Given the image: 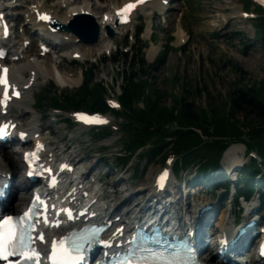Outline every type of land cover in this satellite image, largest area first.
Listing matches in <instances>:
<instances>
[{"label": "rangeland", "instance_id": "1", "mask_svg": "<svg viewBox=\"0 0 264 264\" xmlns=\"http://www.w3.org/2000/svg\"><path fill=\"white\" fill-rule=\"evenodd\" d=\"M65 0H23L22 5L31 3L43 4V8L51 9L55 15L60 17L64 15L67 8H62L65 5ZM74 4L88 3L90 7H93L92 12H98L99 17L101 13L112 11L115 5L121 4L123 0H69ZM246 0H169V5L164 12H155L152 16L153 30L150 35H147V26L150 21L149 12L151 9H145L136 15L134 21L126 26L118 29V33H115L114 38L107 37L110 41L109 48L105 49V44L102 45H78V50L87 49L90 47V51L81 57L78 61L70 60L62 55H66V52L71 53L75 48L70 42H63L58 46L59 51L56 54L48 55L44 61L47 66L52 68L53 71L60 69L66 76L76 80V84L71 87L61 88L56 83L55 79L45 80L40 78L36 84L32 87L30 93L31 103L34 108L30 111L29 115L21 113V123L26 125L28 120L39 118L43 116L41 123L46 127L45 134L48 135L47 127L50 128L52 134L50 141L55 145V150L58 154L77 156L79 165L84 166L89 171V178L100 177L102 182L107 183V191L115 192L118 190V196H130V192L139 190H146L153 182L154 175L163 167L158 161H141V159L131 160L126 165H118L116 157L124 155V145H114L112 148H107L106 144L108 139H102L97 135L95 129H85L81 126L73 124L72 122H61L64 120H70L72 111L63 113L58 111H51L49 109V103L46 106H39V98L45 94L46 89L51 88V84L57 89V95L60 93V97L64 98L67 94L76 91L84 80V73L94 65L96 71V81H102L105 83L109 96H117L121 94V88L124 85L122 75L130 70V62L127 61L124 55H120L116 59H112L115 55L114 50L124 48L126 50L136 51L138 46L136 42V28L144 23V33L141 35L142 42L145 44L144 55L148 64H152L155 61L156 55L165 50L168 44L173 45V49L169 53L168 62L163 69L159 72H152V82L158 87L165 88L172 96H184L187 95L194 98L196 105L203 107H211L210 105H218L223 109L229 108L228 99L230 92L236 87L237 83H241L242 76L245 75L246 79L240 84L246 85L252 83V81H259L264 79V46L261 43H254L249 47H246L248 39H254L255 33L252 26L251 17L252 12L249 15L243 13L244 3ZM254 1V0H253ZM100 7V8H99ZM20 10L26 12V7H21ZM98 10V11H97ZM253 10L251 7L250 11ZM13 14L12 19L16 22H22L21 25L16 27L14 39L16 49L19 48L21 40L26 36H30L33 43L30 46V51L25 56H37L36 51L38 44L35 42L39 35L33 32L32 24H25V16L23 12L11 11ZM255 12V11H254ZM253 12V13H254ZM22 14V15H21ZM149 16V17H148ZM98 22L100 18H97ZM142 21V22H141ZM147 22V23H146ZM181 24L186 36L184 40H181L180 36H177V30ZM146 26V27H145ZM236 33H241L239 34ZM180 39V40H179ZM156 44L157 52L155 57L150 59L149 47L153 42ZM104 45V48H103ZM102 48H98V47ZM93 48V49H92ZM110 52V53H109ZM109 53V55H108ZM131 56V55H130ZM68 57V56H66ZM130 58V57H129ZM138 60V59H137ZM237 67L242 68V72L237 70ZM244 72V73H243ZM28 73L26 74V76ZM49 79V78H48ZM81 80V81H80ZM188 88V90H187ZM33 96V97H32ZM168 105H172V101L168 99ZM15 105V104H14ZM12 113L17 114L16 106L12 108ZM58 115V116H57ZM49 116L48 118H44ZM24 117V118H23ZM61 117V121L54 125V119ZM242 119V116H238ZM109 122L114 125H119L120 120L112 118ZM253 123H258L254 121ZM243 132H247V128L242 129ZM115 137H118L116 134ZM18 147L15 144H5L0 146V158L7 161L12 170L14 171V186L10 199H8L7 205L17 204L23 206L28 202L31 191H26L19 198V189H17V183L22 186L28 187L29 185L23 180L24 172L22 171L21 154L16 152ZM241 151V150H240ZM7 153L8 155L4 154ZM237 152L231 151L229 157L235 156ZM228 156V155H227ZM7 157V158H6ZM228 160V157H226ZM234 159V158H233ZM225 160V161H227ZM106 162L112 165L109 169L106 167ZM238 162V160H237ZM236 162V163H237ZM253 167H256L253 166ZM84 168V169H85ZM251 167H247L249 169ZM85 169V170H86ZM195 170L190 169L183 171L179 174V180L181 178L187 181L193 178ZM252 177V176H251ZM131 183V184H130ZM196 183V182H195ZM204 182L196 183L195 190L199 189V195H190L187 199V204L191 203L195 205L198 202L207 201L205 194H201ZM105 191V190H104ZM108 191V194H109ZM18 197L15 199V195ZM136 194L134 196H136ZM115 196V195H114ZM146 197V194H141L140 197H134L131 203L138 202L141 197ZM203 196V199L201 197ZM24 197V198H23ZM258 198V195L256 196ZM212 198V197H210ZM18 199V200H17ZM20 199V200H19ZM218 200V199H217ZM129 201V200H128ZM127 201V202H128ZM184 199L181 196V203L179 207L184 206ZM220 205H226L222 211V216L228 217L230 213V196L225 200L224 197L218 202ZM186 205V203H185ZM190 205V206H191ZM187 206V205H186ZM184 206V208L186 207ZM233 211H238L232 205ZM19 211V209L17 210ZM221 216V217H222ZM213 217L208 218L213 220ZM214 231V227L211 226L210 233ZM209 251H215L208 244L203 255L204 257L209 254ZM213 255V260H219L217 253H210ZM253 263V261H251Z\"/></svg>", "mask_w": 264, "mask_h": 264}, {"label": "trees", "instance_id": "2", "mask_svg": "<svg viewBox=\"0 0 264 264\" xmlns=\"http://www.w3.org/2000/svg\"><path fill=\"white\" fill-rule=\"evenodd\" d=\"M244 7L249 9L251 0H246ZM253 27L254 39H248L246 47L254 46V43L258 42L264 46V15L253 22ZM171 50L167 45L152 64L146 62L141 49L130 59L125 55L130 62V70L122 75L124 85L119 97L122 112L117 115L125 119L127 150L132 155L137 149L151 143V149L145 150V153L148 160L153 161L160 157L165 158L168 154L166 150L170 148L174 153L182 155L175 167L177 173L194 168L198 174L210 178L213 176L212 172L217 171L227 144L233 140L243 141L249 148L256 147L263 158L261 168L256 161H252L251 165L247 166L251 168L246 167L242 172V185L237 187V192L249 197L261 189L255 188L253 184L255 175L263 172L264 177V79L240 86L246 79L243 75L241 83H237L230 92L228 110L218 105L199 106L194 98L187 95L172 96L165 88L152 82V72H159L165 67ZM237 70L243 71L241 67H237ZM87 74L81 87L64 97L66 106L53 97L52 93H56L53 87L42 95L39 105L51 103V107L61 109L109 111L105 99L108 92L105 83L95 80V68L91 67ZM168 99L172 101V105L167 104ZM139 102H143V108L137 106ZM255 120L258 123H253ZM174 123L177 128L168 127ZM243 128L248 129L247 133L244 134ZM109 133L110 131L106 130L97 132V135L104 138ZM203 137L208 139L204 140ZM131 155L119 157V162H128ZM255 165L256 167H253ZM217 187V184L209 186V190L214 191ZM260 192L264 195L262 190Z\"/></svg>", "mask_w": 264, "mask_h": 264}, {"label": "bare ground", "instance_id": "3", "mask_svg": "<svg viewBox=\"0 0 264 264\" xmlns=\"http://www.w3.org/2000/svg\"><path fill=\"white\" fill-rule=\"evenodd\" d=\"M17 1H19V0H17ZM67 0H65V2H66ZM76 1V0H75ZM127 1H133V0H123L122 2H121V4H119V5H115V9H117V8H119L121 5H123L125 2H127ZM19 4V3H18ZM18 4H16V5H18ZM66 4H67V6H66V8H68L67 9V11L65 12L64 11V15H63V17H62V15H60V20H61V22L62 23H66L69 19H70V17L73 15V14H75V13H81V12H89L90 14H92L94 17H96V19L97 18H100V21H99V24H100V26H101V28H102V35H101V37H100V40H99V42L97 43V44H95V45H102V44H105V49H108L109 48V44H110V41H108L107 40V37H109V36H107L106 35V32L104 31L105 30V28L107 27V26H111V27H113V24H114V21H115V13H114V11H115V9H114V11L113 12H111V11H108V12H103V13H101V17H99V16H97L98 15V12L96 13L95 12V14L92 12V10H93V7H90L89 6V4L88 3H79L78 5L77 4H74V3H72V2H66ZM40 5V4H39ZM38 7H40V6H38L37 5V8ZM151 8V9H153L152 11H150V21H149V23H148V26H147V35H149V36H151L150 34L152 33V30H153V21H152V16L154 15V10L155 9H157L159 12H163L164 10H165V6H164V4H163V0H151V1H148V2H146V4L141 8V9H144V8ZM100 8V7H99ZM27 14H26V16H27V19L30 21V23H32V24H34L35 26H40V27H38L39 29H41V30H45L46 29V27H45V25H43L44 24V22H42L41 20H38L37 19V15H36V11H35V8L33 9V6L32 5H27ZM0 11H4V10H2V9H0ZM98 11V10H97ZM50 12V11H49ZM51 13V12H50ZM5 14L6 15H8L9 14V11H5ZM10 15V14H9ZM105 16H108V19H105ZM54 17V16H53ZM56 18V17H55ZM145 29V30H146ZM183 28H182V26H181V24H179V28H178V30H177V36L179 35L180 36V38H181V40L182 39H184L185 38V36H186V33L184 34V32H183ZM179 36H178V38H179ZM60 39H61V42H64L65 40H67V39H69L70 40V42H72V45L73 46H75V48H77L76 46H78V45H75V43H76V37L75 36H73V35H71V34H67V33H61L60 34ZM180 40V39H179ZM25 41H27V39H23L22 40V42H21V48L24 46V42ZM94 46V45H93ZM97 46V47H98ZM90 47H88L87 49H85V50H83L82 48H81V50H77V49H75L74 51H72V53L70 54L71 56H73L76 52H79V53H81L82 55H85L87 52H89L90 51V49H89ZM98 48H102V47H98ZM103 48H104V45H103ZM93 49V48H92ZM30 50V48H29V46H28V48L25 50V51H22V52H19V51H16L14 54H12V57H15V56H22L24 53H28V51ZM157 47H156V44H153L152 46H150V48H149V54L148 55H150V59L151 58H153V56L155 57V54L156 53H158L157 52ZM38 52L37 53H39L40 54V47L38 48V50H37ZM68 54V53H67ZM37 55V54H36ZM48 55H50V53L48 54ZM47 55V56H48ZM69 55V54H68ZM86 56V55H85ZM28 58H25V59H23V61L22 60H20V62H15V61H10V66H11V73H12V78H13V80L16 82V83H18V84H20L22 87H23V90H24V93H23V96H22V98H21V100L20 101H17L18 103H17V106H16V108L18 109V113H24L25 111L27 112V111H30V109H32L33 108V106H32V103H31V98H30V93H31V87H30V81H33L34 83L35 82H37V80L39 79V78H43V79H50V78H54L55 79V81H56V83L61 87V88H66V87H71V86H73V85H75L76 84V80H74V79H72V78H70V77H68V76H66L63 72H60L59 70L60 69H56V71H53L52 70V68H50V67H48L47 66V64H46V62L44 61L45 59H44V57L42 58V59H40V57L41 56H37V57H29V56H27ZM4 62H7L6 60L4 61ZM0 63H3L2 61H0ZM26 73H29V76H28V78H26L25 77V74ZM5 119V120H12V122H17V123H19V124H21L20 123V121H19V119H20V116L18 115V114H14V115H12V114H6V115H1V112H0V121L2 120V119ZM40 119H41V117H40ZM38 122H39V118H34V119H32V120H28V123L26 124V125H24L23 126V130H25V131H30V130H34V132H33V134H35V133H37V132H40V129H41V125H39L38 124ZM41 137H42V139H45L46 141H48V136H46L45 134H41ZM10 142H12V141H10ZM10 142H6V143H10ZM0 145H1V147H3V145H5L4 143H0ZM48 147H49V152H52L54 149H53V145H51L50 143H48ZM243 150V146L242 145H238V146H233V147H231V149L228 151V153L225 155V160H227L226 159V157H228V160L231 158V160H230V162L232 163V164H238V162H237V158H236V156H231V157H229V155H230V152L231 151H235V152H237V153H239V152H241V151ZM1 152V151H0ZM17 152V151H16ZM4 154H6V155H8L7 153H4ZM228 155V156H227ZM9 156V155H8ZM77 156L75 155L72 159H71V161H70V163L71 164H74V165H77L78 167H77V169H79V172H80V174H81V176L83 177V176H85V178H84V181H83V183H82V185L84 186V187H87L88 185H95V189H96V192L97 193H101V194H103L104 196H107L108 195V192L104 189V188H102V187H98L97 186V183H96V181L94 182L92 179H90L89 177H88V175H86V174H88V172L89 171H87V169L83 166H80L79 165V161H78V159L76 158ZM7 158V157H6ZM234 158V159H233ZM227 160V161H228ZM237 162V163H236ZM0 165L2 166V170L3 171H6V173H11V174H13L14 175V171L12 170V168L10 167V165L7 163V161H5V160H3L2 158H0ZM86 170H85V169ZM13 180H14V177H13ZM14 183V182H13ZM17 189H19L20 191H19V198H20V196L22 195V194H25V192L27 191H29V190H31L30 189V187L28 186V187H25V186H22V184H18L17 183ZM176 190H174V193L175 194H177L178 193V189L177 188H175ZM105 190V191H104ZM139 190H134V191H131L130 192V196H124V197H119L118 196V192L115 194V196H111V195H109V197H108V199H110V200H107V202L105 201V199H101L100 200V203H101V205H104L105 203H106V205H107V207H106V211H111V209L112 208H114L115 207V205H117L116 206V208H114V210L113 211H118L119 210V212H117L115 215H114V217H116V216H120V218L121 219H123L122 221H116V219L115 220H112V222H113V224H115V227H114V229L116 228V227H118V226H120L122 223H124V221H125V217H124V214L123 213H121V210L123 209V207H125V206H129L130 207V205H131V201L132 200H134V197H140L141 196V191H142V188H141V191L139 192V194L137 195L136 193L138 192ZM187 191V190H186ZM190 192V191H189ZM136 194V196H134ZM189 194V193H188ZM18 197V194H16L15 195V199ZM24 198V197H23ZM157 198V197H156ZM18 200V199H17ZM20 200V199H19ZM129 200V201H128ZM128 201V202H127ZM142 202V200H139L138 202H135V204L134 205H132V208H135V207H137V206H139V204ZM17 204H9V206H4V208L5 209H7V210H12L15 206H16ZM122 206V208L120 209L118 206ZM168 205H170V206H172V203H168V201H166V202H164V206H168ZM186 206V205H185ZM252 206V205H251ZM250 206V207H251ZM188 207V211H189V214L191 215V217L193 218V216H192V214L194 213L193 212V207H191L190 205L188 206H186V208ZM183 208H184V206H183ZM173 209H174V211L176 212V215L178 216L179 214H181L179 211H178V208L176 207V205L175 206H173ZM180 209H181V207H180ZM172 210V209H171ZM170 210V211H171ZM181 210H183V209H181ZM176 218H178V217H176ZM223 223L221 224H219V227H218V230H221V229H226V228H232V225L230 224V220H228V219H226V218H224L223 217ZM232 221V220H231ZM198 225L199 226H202L203 225V223H202V221L200 220V221H198ZM48 232H51V230H48ZM243 236H247V234H244ZM200 237V236H199ZM208 240V239H207ZM203 241V240H202ZM243 241H246L245 239L243 240ZM212 242V246L214 247V245H215V242H216V239L214 238L213 239V241H211ZM217 243V242H216ZM201 245H204V241L203 242H201L200 243ZM207 247V246H206ZM216 247V250L218 251L219 249H220V247L218 246V244L215 246ZM250 248V247H249ZM214 249V248H213ZM209 251V254H207L205 257H204V259L203 260H205L206 262H217V260H214V261H212L213 260V255L212 254H210V253H216L217 251ZM249 250V249H248ZM248 250L247 251H245L246 253L248 252ZM204 256V255H203Z\"/></svg>", "mask_w": 264, "mask_h": 264}, {"label": "snow or ice", "instance_id": "4", "mask_svg": "<svg viewBox=\"0 0 264 264\" xmlns=\"http://www.w3.org/2000/svg\"><path fill=\"white\" fill-rule=\"evenodd\" d=\"M137 3L142 0H136ZM135 7V4H128L123 9L118 10L117 15L126 13L131 8ZM42 19H50V17L43 15ZM0 83L6 84V80L0 79ZM79 119H84L87 123L99 122L103 123L99 117L87 118L78 116ZM4 126H0V134H2ZM23 136V134H21ZM27 156V154H26ZM29 175H33L29 172ZM167 177V172L162 173L160 179L164 180ZM38 199V197H37ZM68 218L72 219V213L70 210H65ZM31 209L25 211L22 216L14 217L12 215L0 216V260L7 261L11 257H18L17 264H22L23 261H36L39 264L40 253L32 246V237L29 234L31 229L25 228L24 221L30 217ZM47 223V220L45 219ZM58 226V223L55 225ZM38 239L43 242L44 235L41 233ZM97 243L103 247H110V242L95 238L90 243ZM48 259L50 264H82L85 259V246L79 240L74 239L73 235L61 237L58 241L53 239L51 241V250L48 253Z\"/></svg>", "mask_w": 264, "mask_h": 264}, {"label": "water", "instance_id": "5", "mask_svg": "<svg viewBox=\"0 0 264 264\" xmlns=\"http://www.w3.org/2000/svg\"><path fill=\"white\" fill-rule=\"evenodd\" d=\"M60 27L68 31H73L85 42L95 43L98 40L99 26L94 18L90 16H77L69 26ZM111 35H113L112 32Z\"/></svg>", "mask_w": 264, "mask_h": 264}]
</instances>
